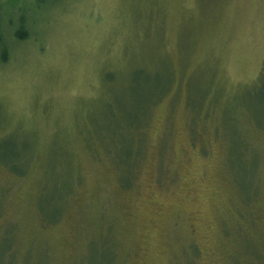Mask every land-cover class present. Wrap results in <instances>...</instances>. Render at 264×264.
<instances>
[{
	"label": "rangeland",
	"instance_id": "rangeland-1",
	"mask_svg": "<svg viewBox=\"0 0 264 264\" xmlns=\"http://www.w3.org/2000/svg\"><path fill=\"white\" fill-rule=\"evenodd\" d=\"M0 30V264H264V0H0Z\"/></svg>",
	"mask_w": 264,
	"mask_h": 264
},
{
	"label": "trees",
	"instance_id": "trees-1",
	"mask_svg": "<svg viewBox=\"0 0 264 264\" xmlns=\"http://www.w3.org/2000/svg\"><path fill=\"white\" fill-rule=\"evenodd\" d=\"M27 36V33H24V32H21L20 30H17L13 33V37L15 40H21V39H24L25 37ZM8 37V36H7ZM8 39L5 37L3 31L0 30V61L1 62H4L6 61L7 59V55H8V48H7V45H6V41ZM263 74H264V68H263V71H262V77H263ZM141 126L140 124V119L137 121V123H135L133 125V127H135L136 130H140L142 129V127H139ZM126 160V159H125ZM124 160V163H126V161ZM128 164H129V161H128Z\"/></svg>",
	"mask_w": 264,
	"mask_h": 264
}]
</instances>
